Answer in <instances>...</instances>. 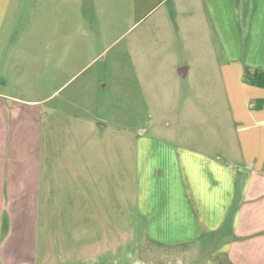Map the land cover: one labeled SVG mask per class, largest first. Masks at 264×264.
Segmentation results:
<instances>
[{"label":"crops","instance_id":"1","mask_svg":"<svg viewBox=\"0 0 264 264\" xmlns=\"http://www.w3.org/2000/svg\"><path fill=\"white\" fill-rule=\"evenodd\" d=\"M137 3L147 39L160 42L147 51L151 65L167 77L143 86L153 122L129 151L127 143L79 151L51 167L47 202L61 218L71 197L74 222L91 232H130L135 223L161 248L225 241L206 264H264V0ZM18 13V0H0V133ZM247 73L261 74L260 85ZM127 152L137 175L126 174Z\"/></svg>","mask_w":264,"mask_h":264},{"label":"rangeland","instance_id":"2","mask_svg":"<svg viewBox=\"0 0 264 264\" xmlns=\"http://www.w3.org/2000/svg\"><path fill=\"white\" fill-rule=\"evenodd\" d=\"M18 3L12 64L3 70L10 80L1 90L0 264H206L225 241L213 250L204 242L161 248L145 242L135 223L125 233L80 227L68 211L74 189L64 193L62 219L47 202L51 167L59 171L79 151L125 143L129 151L153 122L143 86L167 77L147 55L160 42L147 39L150 21L137 0ZM7 58L8 49L4 64ZM129 162L127 152L126 174L137 175Z\"/></svg>","mask_w":264,"mask_h":264},{"label":"trees","instance_id":"3","mask_svg":"<svg viewBox=\"0 0 264 264\" xmlns=\"http://www.w3.org/2000/svg\"><path fill=\"white\" fill-rule=\"evenodd\" d=\"M247 82L251 83L252 85H260L259 81H261V74L258 73H247L246 75ZM263 80V79H262Z\"/></svg>","mask_w":264,"mask_h":264}]
</instances>
